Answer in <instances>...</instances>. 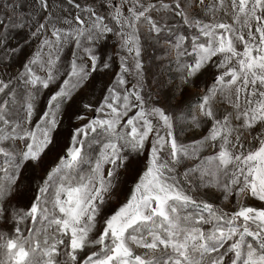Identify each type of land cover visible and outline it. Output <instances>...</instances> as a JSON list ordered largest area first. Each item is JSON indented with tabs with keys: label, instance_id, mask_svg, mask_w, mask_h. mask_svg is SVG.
I'll return each instance as SVG.
<instances>
[{
	"label": "snow or ice",
	"instance_id": "6c2138e0",
	"mask_svg": "<svg viewBox=\"0 0 264 264\" xmlns=\"http://www.w3.org/2000/svg\"><path fill=\"white\" fill-rule=\"evenodd\" d=\"M0 264H264V0H0Z\"/></svg>",
	"mask_w": 264,
	"mask_h": 264
}]
</instances>
